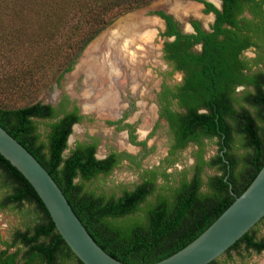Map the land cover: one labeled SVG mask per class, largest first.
Here are the masks:
<instances>
[{"label": "trees", "instance_id": "obj_1", "mask_svg": "<svg viewBox=\"0 0 264 264\" xmlns=\"http://www.w3.org/2000/svg\"><path fill=\"white\" fill-rule=\"evenodd\" d=\"M153 1L0 0V65H10L20 57L25 60L28 52L38 51L28 70L1 76L0 92L19 91L23 84L37 89L45 84L44 75L50 70L60 73L59 81L116 18ZM246 9L252 18L238 20L237 16ZM216 11L215 31L206 34L198 28L197 35H182L171 18L161 13L169 21L168 35H176V40L165 46L166 59L185 73L182 85L170 88L163 84L158 94L160 119L167 121L170 128L165 162L171 165L179 151L190 145L197 147L192 155L194 165L180 173L174 183L166 168L162 172L155 168L144 171L142 181L120 196L89 191L84 182L110 175L125 159L139 164L137 157L113 151L98 159L96 141L78 143L65 156L73 125L84 119L77 106L67 110V96L57 107L43 102L21 107L0 104V125L47 169L94 240L123 263L152 264L183 249L235 201L226 178L240 196L264 166V128L244 106L256 107L264 119V71L254 70L264 67V0H225L224 13ZM224 23L231 28H222ZM201 41L202 53L190 52V46ZM250 47L256 49V57L243 58V51ZM238 86L247 88L240 97ZM174 100L179 111L173 107ZM121 128L130 129L132 143L146 144L137 142L132 125ZM233 132L244 138L247 153L241 158L232 152ZM215 139L218 152L207 159V141ZM209 170L215 173L208 174ZM159 176L165 180L162 185L158 184ZM77 178L80 183L75 182ZM0 188L10 191L1 208L29 204L41 219L16 234L10 247L20 240L24 250L11 254L1 264H16L20 253L21 261H25L20 264H84L58 232L31 184L2 155ZM263 220L219 258L224 257L226 262L235 258L244 261L253 252H264V237L258 238L257 231ZM219 258L211 264H217Z\"/></svg>", "mask_w": 264, "mask_h": 264}, {"label": "rangeland", "instance_id": "obj_2", "mask_svg": "<svg viewBox=\"0 0 264 264\" xmlns=\"http://www.w3.org/2000/svg\"><path fill=\"white\" fill-rule=\"evenodd\" d=\"M177 1L155 0L146 7L116 18L113 24L84 49L74 69L59 81L60 73L50 70L44 75L45 84L37 89L34 85L32 87L23 84L19 91L14 90L9 94L0 92V104L7 107H21L34 102L57 107L67 96L71 101L67 108L77 106L84 119L73 128L65 156L69 155L78 143L96 141L98 143L96 155L99 159L105 158L113 151L125 152L138 158L139 164L123 161L110 175H99L89 182H84L85 189L89 191L106 196H120L124 190H133L142 181L144 171L155 168H159L160 172L166 168V172L172 175L171 183H174L180 178V173L190 170L194 165L192 155L197 147L193 145L180 152L173 164L168 165L165 162L170 142L168 126L165 123L162 122L149 136L158 120L156 94L162 82L166 81L173 85L180 83L182 79L181 74L174 73L163 60V39L159 36L162 25L159 19L154 18V13L158 10L168 11L171 6L182 5ZM190 19L191 17H187L182 21L187 23ZM117 22L118 26L111 29ZM37 55L38 51L33 50L27 53L25 60L20 57L15 63L0 65L2 68L0 79L3 74H19L28 70L27 66ZM246 56L253 58L256 53L249 50ZM102 64L106 65V69L102 70L101 77L98 78L99 73L96 70L98 65ZM254 70L264 71V67L260 65L254 67ZM246 91L247 89L240 88L238 97ZM112 98L115 100L114 107H107L106 102ZM244 106L257 118L260 128H264L261 111L248 104ZM125 113L129 116L128 122L137 127V142H147L145 149L141 145L132 146L127 130L117 129L108 124L118 120ZM44 127L41 126V132L44 131ZM233 141L232 152L236 158H241L247 153L244 138L233 132ZM216 142L217 139L207 141V159L217 154ZM241 166L240 163L237 172ZM208 172L211 175L215 173L214 170ZM75 182L80 183L81 180L77 178ZM164 183V178L159 176L158 184ZM9 192L6 188H0V239L7 242L12 240L14 232L33 226L35 219L39 218L34 206L29 204L20 208L12 205L1 208V203ZM257 231L258 238L264 237V220L257 227ZM247 262L264 264V252L260 254L253 252L252 256L244 261L235 258L226 262L222 257L217 264Z\"/></svg>", "mask_w": 264, "mask_h": 264}, {"label": "water", "instance_id": "obj_3", "mask_svg": "<svg viewBox=\"0 0 264 264\" xmlns=\"http://www.w3.org/2000/svg\"><path fill=\"white\" fill-rule=\"evenodd\" d=\"M0 155L31 184L58 232L81 262L126 264L112 257L94 240L47 169L1 125ZM226 181L235 201L199 237L175 254L152 264H211L264 218V166L240 196L233 192L228 177Z\"/></svg>", "mask_w": 264, "mask_h": 264}, {"label": "flooded vegetation", "instance_id": "obj_4", "mask_svg": "<svg viewBox=\"0 0 264 264\" xmlns=\"http://www.w3.org/2000/svg\"><path fill=\"white\" fill-rule=\"evenodd\" d=\"M257 1H260V0H257ZM177 2L182 4V5H180V6L177 5V7L176 6H171V9L168 10V11L167 10H158V11H156L154 13V18L159 19V21H160V23L162 25L161 31L159 32V36L163 39V48H162L163 60L168 65V67L172 69V71L174 73L181 74L182 79H181L180 83L173 84V85L169 84L166 81L162 82V84L160 86V90L156 94V105H157V108H158V120H157L152 132L149 134V136L153 132H155V130L161 125L162 122L165 123L168 126V130L170 131L169 123L167 121H165L164 119H160V115H159L160 107H159V104H158V94L162 91L163 84L168 85L170 88H174L176 86L182 85L183 82H184V78H185V73L183 71L176 70L175 67H174V64L166 59L165 46H166L167 43L174 42L176 40V35H172V36L168 35V32L170 31L169 21H168V19L163 17L161 15V13L164 14L165 16L171 18L172 22L175 25L176 31H178L182 35H197L198 34V28L202 32H204L206 34L213 33L215 31V26H216V24L218 22V13H217L216 10H218L220 12H223V13L225 11V0H178ZM175 3L176 2H174V4ZM174 4L172 3V5H174ZM187 17H191V19L187 23H183L182 20L186 19ZM243 18H247V19H251L252 18V15L249 13V11L247 9L244 10V12L242 14H239L237 16L238 20H241ZM222 28L230 29L231 26L229 24H227V23H224L222 25ZM222 37L223 36H220L219 38H222ZM203 48H204V42L201 41L200 43L192 44L190 46V52H193L195 54L202 53ZM249 50H254L255 53H256V49L254 47H250V48H248V49L243 51V53H242V57L243 58L250 59L248 56H246V53ZM255 57H253V58H255ZM103 69H106V65H104V64L98 65V70H96L97 73H99V75H97L98 78L101 77V74H102L101 72H102ZM240 88H245V87L244 86H238L236 88L237 95H238V90ZM245 89H247V88H245ZM107 103H108V101H107ZM70 104H71V101H70ZM114 105H115V103H112V104L108 103L107 107L112 108V107H114ZM173 107L175 108V110H178V111L180 110L178 108V105H177V100L173 101ZM73 108L74 107L69 108V109L67 108V110L68 111H72ZM80 115L84 116L81 112H80ZM128 119H129V116H127L126 113H125L118 120L111 121V122H114L115 124H110V125L111 126H115L117 129H119L122 126H125V125H132L135 128L134 134L137 136L138 134H137L136 125L130 124L128 122ZM76 124H78V123H75L73 125V128L75 127ZM108 124H109V122H108ZM123 130H127L128 131V135H129V139H130V129L129 128H125ZM144 142L147 144L146 141H144ZM130 143L132 144V146H140V145L132 143L131 140H130ZM146 144L145 145H141V146H143V148L145 149ZM182 151L183 150L179 151L178 154L180 152H182ZM119 153H122V152H119ZM168 153H169V149H168ZM123 161H128V160L125 159ZM137 161H139L138 158H137ZM194 162H195V160H194ZM36 220L38 222L41 221L40 218H37ZM26 230H27V228H24V230H17L16 232H14L13 233V238H12L11 241L7 242V241H4V240L0 239V264H1V262L3 260H6L11 254L17 252L18 250H21V251L24 250V247L20 243V240L13 247H10V244L15 241V236H16L17 233L25 232ZM22 256H23V254L20 253V255L15 260L16 264H20V263H24L25 262V261H21ZM6 264H8V263H6Z\"/></svg>", "mask_w": 264, "mask_h": 264}, {"label": "bare ground", "instance_id": "obj_5", "mask_svg": "<svg viewBox=\"0 0 264 264\" xmlns=\"http://www.w3.org/2000/svg\"><path fill=\"white\" fill-rule=\"evenodd\" d=\"M116 26H118V22L115 23V24L111 27V29H112V28H115ZM97 39H98V38H97ZM106 103H107V102H106ZM108 103H109V104L115 103V100L113 101V98H112V99H110V100L108 101ZM108 103H107V104H108Z\"/></svg>", "mask_w": 264, "mask_h": 264}]
</instances>
